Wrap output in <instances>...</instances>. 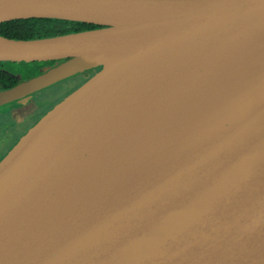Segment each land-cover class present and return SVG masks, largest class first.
<instances>
[{
    "label": "water",
    "instance_id": "1",
    "mask_svg": "<svg viewBox=\"0 0 264 264\" xmlns=\"http://www.w3.org/2000/svg\"><path fill=\"white\" fill-rule=\"evenodd\" d=\"M28 19L99 28L0 36L53 63L0 109L99 70L0 160V264H264V0H0Z\"/></svg>",
    "mask_w": 264,
    "mask_h": 264
},
{
    "label": "flooded vegetation",
    "instance_id": "2",
    "mask_svg": "<svg viewBox=\"0 0 264 264\" xmlns=\"http://www.w3.org/2000/svg\"><path fill=\"white\" fill-rule=\"evenodd\" d=\"M61 63V62H58ZM15 65L12 63H3L0 62V69L7 72L8 75L12 78L16 76L12 75L9 66ZM30 65V64H22ZM33 74L32 76H38L39 71ZM30 74H28L29 76ZM81 75V74H80ZM80 75H74L66 80L60 81L50 87L42 89L32 94V103L29 109L19 107L17 102L11 103L0 109V143H15L19 140L44 114L51 109L49 107L48 101L51 102L52 99H55L59 95L65 94L67 89H71L72 85H76L81 81ZM28 76H26L28 79ZM92 76V75H91ZM89 76V77H91ZM16 78L18 84L22 83V79ZM78 81L73 82L74 79ZM89 78L87 77V80ZM86 80V81H87ZM73 83V84H72ZM17 84V85H18ZM73 87V86H72ZM4 88L3 85H0V91ZM62 98L58 99L61 100ZM56 102V103H57Z\"/></svg>",
    "mask_w": 264,
    "mask_h": 264
},
{
    "label": "trees",
    "instance_id": "3",
    "mask_svg": "<svg viewBox=\"0 0 264 264\" xmlns=\"http://www.w3.org/2000/svg\"><path fill=\"white\" fill-rule=\"evenodd\" d=\"M97 28L99 27L95 25L56 19L14 20L0 24V36L15 40H35ZM98 70L99 69L89 70V74L86 75V77L91 76L93 71L95 72ZM86 77H83V79ZM17 84L18 81L16 78L10 77L7 72L0 69V85L4 86L2 90L12 88ZM15 143H0L2 144L0 146V160L7 154V152L14 146Z\"/></svg>",
    "mask_w": 264,
    "mask_h": 264
},
{
    "label": "rangeland",
    "instance_id": "4",
    "mask_svg": "<svg viewBox=\"0 0 264 264\" xmlns=\"http://www.w3.org/2000/svg\"><path fill=\"white\" fill-rule=\"evenodd\" d=\"M50 65H53V63H31L30 65H22V64H15V65H11V66H9V68H10V70H12V72H11V74L12 75H14V76H16V78H20L21 76H24L23 77V79H22V83L23 82H27V81H29V80H31V79H33V78H35L34 76H32L33 74H35V73H37L36 71H39V72H41V70L43 69V68H45V67H48V66H50ZM96 69H99V68H96ZM98 71H93L92 73H91V75L93 76L95 73H97ZM28 74H30L29 76H28ZM89 74V71L87 72V71H85V72H83V73H81V75L79 76L80 78H82L81 79V81L78 83V84H76V85H72L71 86V89H67L66 90V92H65V94H62V95H59L58 97H56L55 99H52L51 100V102L50 101H48V104H50L49 105V107H51V106H53L54 104V106H56L58 103H60L62 100H64L67 96H69L71 93H73L75 90H77L78 88H80L85 82H86V80H87V77L90 79L91 77H89V76H87L86 77V75H88ZM26 76H28L29 78H31V79H28ZM83 77H86L85 79H83ZM80 78H78V79H74V81L73 82H76V81H78ZM88 79V80H89ZM87 80V81H88ZM73 84V83H72ZM32 95H31V99L29 100V101H26V102H28V103H26L25 105H23V103L24 102H17L18 103V105H19V107H23V108H25V110L26 109H29L30 108V105H31V103H32ZM60 98H62L61 100H59L58 102H57V100L58 99H60ZM57 102V103H56ZM53 106V107H54ZM53 107H51V108H53ZM50 110V109H49ZM48 110V111H49ZM47 111V112H48ZM46 112V113H47ZM45 113V114H46ZM44 114V115H45ZM43 117V116H42ZM40 120V119H39ZM38 120V121H39ZM37 121V122H38ZM36 124V123H35ZM2 144H0V146H1Z\"/></svg>",
    "mask_w": 264,
    "mask_h": 264
},
{
    "label": "bare ground",
    "instance_id": "5",
    "mask_svg": "<svg viewBox=\"0 0 264 264\" xmlns=\"http://www.w3.org/2000/svg\"><path fill=\"white\" fill-rule=\"evenodd\" d=\"M251 81L252 80H248V79L231 80L230 82L223 84V86H225L227 88L229 94H232L233 92L237 91L238 89L245 86L246 84H248ZM224 97H226V96H223L222 98H224Z\"/></svg>",
    "mask_w": 264,
    "mask_h": 264
}]
</instances>
